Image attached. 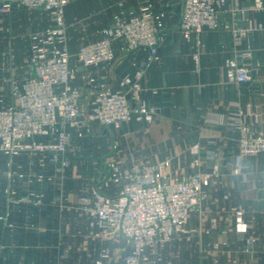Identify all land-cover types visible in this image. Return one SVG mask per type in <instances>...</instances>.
Wrapping results in <instances>:
<instances>
[{"label":"crops","instance_id":"crops-1","mask_svg":"<svg viewBox=\"0 0 264 264\" xmlns=\"http://www.w3.org/2000/svg\"><path fill=\"white\" fill-rule=\"evenodd\" d=\"M183 2L70 0L65 32L82 112L100 87L117 88L143 69L132 105L153 106L156 113L152 121L134 118L120 128L83 122L82 134L71 128L63 153L28 149L0 155V264H123L129 243L122 235L103 234L83 199L118 194L121 184L106 174L109 165L143 170L165 160L170 178L199 174L214 164L220 168L200 206L191 210L187 231L162 250L165 260L264 264V154L240 155L238 126L264 135V4L229 0L216 27L186 38L179 28ZM145 5L160 16L158 59L118 40L112 63L78 62L80 46L100 40L118 18L138 14ZM52 26L44 8L0 12V108L15 103L16 91L33 72V35ZM228 59L248 64L252 79L231 80ZM238 211L248 224L244 233L235 228ZM154 250H146L145 264Z\"/></svg>","mask_w":264,"mask_h":264},{"label":"built area","instance_id":"built-area-1","mask_svg":"<svg viewBox=\"0 0 264 264\" xmlns=\"http://www.w3.org/2000/svg\"><path fill=\"white\" fill-rule=\"evenodd\" d=\"M70 0H0V12L15 6L50 11L53 26L33 35L31 46L33 72L16 91L12 106L0 108V155L16 156L32 149L63 153L71 140V128L79 131L83 122H97L106 127L120 128L137 120L152 121L156 108L133 107L132 102L141 91L143 69L119 81L118 87H100L82 112L79 108L81 90L73 86L70 69L71 51L65 32V8ZM229 0H184L179 28L186 38L206 28H214L221 8ZM263 7V0H254ZM160 16L145 5L138 14L127 19L118 18L100 40L78 48L75 56L85 66L109 64L115 59V44L124 40L138 50L146 48L150 60L158 59ZM198 61V55H195ZM228 77L237 82L252 79L248 64L227 60ZM239 140L241 156L264 154V135L254 134L244 124ZM82 134L81 131L78 132ZM50 137H52L50 139ZM198 145H195V149ZM114 168L111 178L121 184L116 195L95 193L92 201L84 198L85 210L96 220L103 234L122 235L129 243L123 264H143L146 250L162 246L176 234L186 232L191 210L200 206L206 188L220 168L214 164L199 174L169 179L165 160L143 170ZM238 171V169H235ZM235 228L244 233L248 224L242 211L236 214ZM96 264H103L97 260Z\"/></svg>","mask_w":264,"mask_h":264},{"label":"rangeland","instance_id":"rangeland-1","mask_svg":"<svg viewBox=\"0 0 264 264\" xmlns=\"http://www.w3.org/2000/svg\"><path fill=\"white\" fill-rule=\"evenodd\" d=\"M13 94H14V91H13ZM0 101H1V99H0ZM9 106H12V104L10 105H8V107ZM91 129H92V127L91 128H88V132H90L91 131ZM108 171H106V174L108 175V177H111V173H112V171H113V167L112 166H110L109 165V167H108ZM167 174H168V176H169V178H170V174H169V172H167ZM175 177H172V178H170L171 180L172 179H174ZM173 239V238H172ZM171 239V240H172ZM170 240V241H171ZM169 241V242H170ZM173 241V240H172ZM169 242H167V243H165L164 245H162V246H155V247H150V248H155L156 250H154V252L156 253V255H155V257L153 258V259H147V260H145V262H148L149 264H165V261L167 260H165V258H164V254H163V251H164V249H165V247L167 246V244H169ZM163 250V251H162ZM173 259H175V257L174 258H171V260L170 259H168L167 260V264H176V261H174ZM177 260V259H176ZM144 263V262H143ZM145 264V263H144Z\"/></svg>","mask_w":264,"mask_h":264}]
</instances>
